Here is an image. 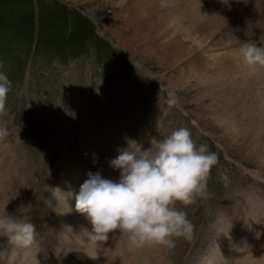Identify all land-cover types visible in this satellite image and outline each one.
I'll return each instance as SVG.
<instances>
[{
	"label": "rangeland",
	"instance_id": "374dc122",
	"mask_svg": "<svg viewBox=\"0 0 264 264\" xmlns=\"http://www.w3.org/2000/svg\"><path fill=\"white\" fill-rule=\"evenodd\" d=\"M206 2L210 25H187L190 37L182 38L184 26L169 33L187 46L171 55L159 39L146 43L136 35L129 5L0 0V72L12 81L0 109V128L7 129L0 135V216L34 223L29 251L40 264H210L207 257L232 264L247 233L258 243L254 264H264V100L248 91L252 79L231 82L230 70L216 77L218 60L210 56L226 48L239 53L237 42L246 37L236 33L233 7L252 10L254 0ZM228 36L235 43L227 45ZM180 126L217 154L207 195L175 202L193 222L191 239L174 236L172 248L146 244L137 252L111 232L104 242L91 239L90 220L64 204L68 193L78 192L90 171L118 179L112 157L123 149L150 154ZM4 245L17 254L6 234Z\"/></svg>",
	"mask_w": 264,
	"mask_h": 264
},
{
	"label": "clouds",
	"instance_id": "9594fccd",
	"mask_svg": "<svg viewBox=\"0 0 264 264\" xmlns=\"http://www.w3.org/2000/svg\"><path fill=\"white\" fill-rule=\"evenodd\" d=\"M223 2L227 4L229 0ZM239 54L249 66H264V43L240 42ZM11 84L7 74L0 72V109ZM169 103H175V99L170 98ZM6 133V128H0V135ZM207 149L205 143L196 145L190 129L180 126L158 140L150 154L123 149L112 157L110 164L120 170L118 179L105 177L99 170L90 171L75 193V209L91 222L90 238L104 242L110 232L116 236L114 230L118 229V237L129 248L146 244L172 248L174 236L191 239L193 222L184 208L175 207V202L187 205L197 196L207 195L206 181L211 166L217 162V154ZM3 234L18 248H30L36 243V227L28 219L0 216V235Z\"/></svg>",
	"mask_w": 264,
	"mask_h": 264
},
{
	"label": "bare ground",
	"instance_id": "6f19581e",
	"mask_svg": "<svg viewBox=\"0 0 264 264\" xmlns=\"http://www.w3.org/2000/svg\"><path fill=\"white\" fill-rule=\"evenodd\" d=\"M113 1L116 2V5H120V6L129 5L133 14L136 17L135 20L138 24V26H136V30H137L136 35L144 39L145 42L147 41L149 43H152L156 41L157 39H159L161 44L163 45L162 47H163L164 52L167 51L171 55L182 54L183 50L187 46L184 45L182 42L179 43L178 41H176L175 39H178V38L175 36L168 37L169 33H173V34H175L176 32L183 33L182 29L185 27L184 33L182 35L179 34L182 36V38H184L185 36H189L190 34H192V32L188 30L187 25L190 27H196L197 24L210 25V22L207 20V12H208L207 7H206L207 0H113ZM121 11L122 10H119V13ZM251 12H254L253 14L255 17L254 16L253 17L256 18V21H255L256 24L254 26L249 25L251 23L248 24L247 17L249 16V14H251ZM233 13H234V19L237 22V28H236L237 35H239L240 37H246L248 38V40L250 38V41L255 42L257 45L264 43V41H261V36L264 35V0H254L252 10H250L248 6L244 4L235 6L233 7ZM124 17L125 18L123 19L126 20L127 19L126 16ZM147 23H151V24L146 29H144L143 25ZM252 24L254 23L252 22ZM143 32H146V33H143ZM113 34L115 35L116 33H113ZM162 36L165 39H161ZM233 36H231V39L228 36L229 37L227 38L228 41L226 40V38H224L227 41L226 42L227 45L231 43H235V40H232V37L235 39V35ZM237 38L238 37H236V39ZM221 42L223 41L221 40ZM240 42H237V44L239 45ZM149 47H151V45H149ZM226 49L227 50L214 49L216 51H212V53H210V56L213 59L215 58L214 59L215 61L218 60V62H216L215 75L218 74L219 76V73L221 72L223 73L224 71L230 70V71H233V74H232L233 76L230 77L231 82H236L239 80L240 81L242 80V82L249 80L250 82V79H252L251 81L252 87L248 85L250 87V90L248 91L252 93V95L255 96V98L261 99V104H262L263 103L262 101L264 100V66H256V67L249 66L241 60L239 53L231 52L232 50L230 51V49L228 48ZM232 55L234 56V62L231 64L226 63L225 59L231 58ZM248 76L250 78H248ZM253 101H255V99ZM258 111L259 110H257V112ZM261 126L257 125V128L258 127L260 128ZM64 204L69 205V206L75 205V191L68 193L66 202ZM81 219L82 217H75L74 219L75 222H78L77 228L80 234H81V231L85 232L86 230V229L81 230V225H80ZM114 231L116 232V234H119L118 229ZM80 244H81V237H80ZM236 244L239 247V249L236 254V259L233 258L232 264H254L256 263L255 261L258 260V250H257L258 243L250 234L248 233L244 234L242 238ZM9 247L10 245L0 246V259L4 262V264L5 263L7 264H40V261L34 249L29 251V248L28 249L19 248L16 250V253H17L16 255H8L6 253V249ZM131 251L137 252L138 250L136 248H131ZM206 261L209 262L210 264L213 263L211 258H208V257Z\"/></svg>",
	"mask_w": 264,
	"mask_h": 264
}]
</instances>
